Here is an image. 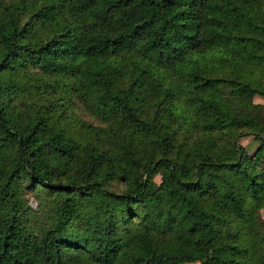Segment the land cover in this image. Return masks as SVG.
I'll return each instance as SVG.
<instances>
[{"label": "trees", "instance_id": "obj_1", "mask_svg": "<svg viewBox=\"0 0 264 264\" xmlns=\"http://www.w3.org/2000/svg\"><path fill=\"white\" fill-rule=\"evenodd\" d=\"M247 94L264 0H0V264H264Z\"/></svg>", "mask_w": 264, "mask_h": 264}, {"label": "rangeland", "instance_id": "obj_2", "mask_svg": "<svg viewBox=\"0 0 264 264\" xmlns=\"http://www.w3.org/2000/svg\"><path fill=\"white\" fill-rule=\"evenodd\" d=\"M168 79L171 78V80L175 81V77L169 76L167 74ZM218 91L220 94L228 98L230 96V89L224 85L220 84L218 86ZM244 103L247 105H264V98L257 96V95H252V94H247L244 96ZM71 112L72 114L70 115V122L69 128H78L81 126V124H90L91 126H96L98 128H102L106 126V123L104 122L103 119H101L96 113L93 112V109L90 107L89 104L87 103H75L71 106ZM253 116L260 121L262 124H264V119L263 113H254ZM240 145L243 147L245 153L247 155H251L256 147L258 146L257 142L252 138V137H246V138H241L239 140ZM160 183V176L156 175L152 181L148 184L147 186V193L153 192L159 185ZM37 201L32 197L28 196V205L30 208L33 210L37 209ZM254 224L261 228L264 225V207H261L260 209L257 210L254 216ZM192 264H197V263H192Z\"/></svg>", "mask_w": 264, "mask_h": 264}]
</instances>
